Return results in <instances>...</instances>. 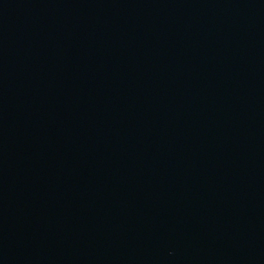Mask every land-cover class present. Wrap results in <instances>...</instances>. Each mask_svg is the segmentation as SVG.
<instances>
[{
	"label": "water",
	"instance_id": "1",
	"mask_svg": "<svg viewBox=\"0 0 264 264\" xmlns=\"http://www.w3.org/2000/svg\"><path fill=\"white\" fill-rule=\"evenodd\" d=\"M0 264H264V0H0Z\"/></svg>",
	"mask_w": 264,
	"mask_h": 264
}]
</instances>
